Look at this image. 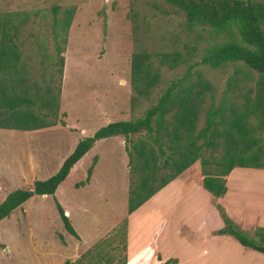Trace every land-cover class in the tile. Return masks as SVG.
I'll return each mask as SVG.
<instances>
[{"label": "rangeland", "instance_id": "obj_1", "mask_svg": "<svg viewBox=\"0 0 264 264\" xmlns=\"http://www.w3.org/2000/svg\"><path fill=\"white\" fill-rule=\"evenodd\" d=\"M54 7L74 9L61 76L47 65L48 57L54 56L49 26ZM165 9L161 0H0V12L32 15L23 33L24 54L30 56L37 79L42 72H55V83L60 85L59 119L65 123V127L33 132L0 130V202L14 190L31 188L35 181L55 175L80 138L92 136L109 123L141 117L156 101L154 95L151 102H141L131 110L130 62L134 52L183 51L197 45L200 55L213 44L210 38L189 37L182 18ZM200 70L217 96L232 72L230 68ZM181 71L162 68L161 79L169 80ZM203 118L202 114L199 128ZM127 163L122 138L96 142L54 195L79 240L64 230L52 197H34L0 222V264H64L67 260L75 264H125L127 198L135 182ZM93 164L97 166L91 182L85 183ZM229 177L231 192L225 202L236 212L237 207L246 209L239 212L237 225L251 234L264 222V169L237 168ZM242 180L253 185L241 187ZM252 214L262 217L253 220ZM181 234L190 235L184 229ZM204 237L215 240L218 236L212 231L190 235L194 247L186 248L187 256L194 257L195 252L196 259H185L184 264H264L262 254L222 238L213 246L205 245L201 242ZM141 264L164 262L153 251Z\"/></svg>", "mask_w": 264, "mask_h": 264}, {"label": "trees", "instance_id": "obj_2", "mask_svg": "<svg viewBox=\"0 0 264 264\" xmlns=\"http://www.w3.org/2000/svg\"><path fill=\"white\" fill-rule=\"evenodd\" d=\"M161 1L168 14L182 18L189 37L210 38L213 44L200 55L197 45L183 51L134 52L130 62L131 110L141 102H151L154 95L156 101L141 117L109 123L92 136L81 138L47 180L7 194L0 202V222L31 198L48 196L54 200L66 233L79 240L54 195L75 164L96 142L108 138L123 139L127 169L135 180L128 191V215L196 162L200 164L202 187L213 199L226 194V179L233 169H264V0ZM51 15L54 56L48 57L47 65L61 76L74 9L54 7ZM31 20L27 12H0V130L33 132L65 127L59 119L60 85L55 83V72H42L37 79L30 56L24 54L23 33ZM202 67L232 70L218 96ZM162 68L182 71L162 80ZM202 114L204 123L199 128ZM92 169H88L85 183ZM165 170L169 173L163 174ZM213 205L223 222L214 235L231 236L242 247L264 254V228L245 232L221 205ZM64 264L75 263L67 260Z\"/></svg>", "mask_w": 264, "mask_h": 264}, {"label": "crops", "instance_id": "obj_3", "mask_svg": "<svg viewBox=\"0 0 264 264\" xmlns=\"http://www.w3.org/2000/svg\"><path fill=\"white\" fill-rule=\"evenodd\" d=\"M97 164H95V166L93 164V168H95ZM92 175L93 169L89 183L91 182ZM229 176L226 179V194L218 199H213L211 194L202 187L203 177L201 174L200 164L199 162H196L185 170L181 176L169 183L161 191L150 198L145 204L130 215H127V229L125 230V237L127 241V247L125 245V264H141L147 257L151 256V252L153 251L156 252L157 257H159L164 264L168 260L178 259L179 263L184 264L185 259H196L195 252L194 257L187 256L189 254L188 250L191 248L193 249L194 247L190 244L192 243L190 235H202L211 233V231L214 233L223 227V222L214 207L213 202L221 205L228 217L235 224H238L239 216H241L240 213H245L246 209H239L237 207L239 211L237 210L236 212L232 208L233 205L225 202L231 192L229 187ZM238 185L241 187H247L253 185V183L242 180ZM240 189L243 190V188ZM35 197L45 198L48 196ZM183 198L185 200L187 199L188 202H185ZM150 211L151 214L146 219H141V217H146ZM251 217L253 220H258L262 216L252 214ZM257 228H264V222H262V224H260ZM182 229L190 235L184 236L181 234ZM215 238L216 241L221 240V238L223 240H230L237 246L242 247L231 236H218ZM215 240L204 237L201 242L202 244H211V246H213L216 244ZM200 259L202 260V257Z\"/></svg>", "mask_w": 264, "mask_h": 264}]
</instances>
